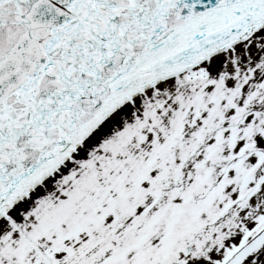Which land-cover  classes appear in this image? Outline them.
Listing matches in <instances>:
<instances>
[{"label":"snow or ice","instance_id":"6c2138e0","mask_svg":"<svg viewBox=\"0 0 264 264\" xmlns=\"http://www.w3.org/2000/svg\"><path fill=\"white\" fill-rule=\"evenodd\" d=\"M0 264H264V0H0Z\"/></svg>","mask_w":264,"mask_h":264}]
</instances>
